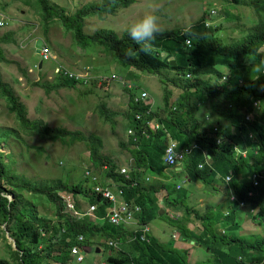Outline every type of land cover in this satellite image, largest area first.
I'll use <instances>...</instances> for the list:
<instances>
[{
    "label": "trees",
    "instance_id": "16d2710c",
    "mask_svg": "<svg viewBox=\"0 0 264 264\" xmlns=\"http://www.w3.org/2000/svg\"><path fill=\"white\" fill-rule=\"evenodd\" d=\"M22 1L28 6L40 9L45 34H48L50 27L57 20H61L64 28L74 33L78 44L86 47L88 43H92L103 47L104 56L114 57L116 63L126 71H138L154 76L161 71L173 72L179 81L173 82L177 89L169 94L165 91L161 109H152L151 104L143 101L136 104L133 101L136 93L132 94L129 110L123 116L125 122L122 132L125 137L120 139L121 148L127 150L133 159L132 163H128L104 155V141L100 135L87 136L78 130L50 129L43 122H31L28 118V108L20 102L14 89L2 78L0 68V96L7 101L8 108L16 115L23 131L27 128L32 135L37 132L42 138L60 140L66 145L85 141L90 152L88 162L91 164L84 169V179L79 183L53 179L42 185L34 184L13 172L12 163L6 161L11 153L6 154L2 150L3 142L8 143L12 136L22 141L21 136L10 130L0 131V231L6 242L4 250L9 252V258L0 259V264H75L71 257V247L80 244V236L86 237L87 250L92 252L94 259L105 257V264H189L187 250L172 245L166 247L152 237L143 241L140 231H131L124 225L115 226L109 223L106 216L111 204L103 195H96L91 174L86 176L92 171L101 174L106 165L109 169L100 177L104 182L111 178L118 184L123 190L120 200L131 210L134 206L139 207L140 213L136 218L140 226L151 224L158 219L172 228L174 234L200 242L205 248H211L214 258L203 264L262 263V233L243 234L242 223L236 218V207L227 217H223L217 210L224 211L223 206L211 208L208 213L192 209L186 194L177 191L178 183L165 181L167 168L162 163V156L164 145L168 142L167 137L180 140L185 146L184 151L185 148L197 144L198 147L186 155L184 172L193 182L204 183L216 192L217 175L226 177L232 172V191L239 202H246L252 209H258L255 216L248 212L247 214L259 229L263 225L264 109L262 116H258L253 124L236 126L235 129L223 125L216 135L211 134L214 130L206 127L207 118L203 116L210 112L211 118L214 119L212 112L215 114L217 111L215 96L224 97V100L233 106H244L249 112L253 111L255 102H264V0H222L225 8L229 3L250 8L253 14L256 13L254 23L246 29L242 27V31H239L243 33L242 36L227 44L215 34L240 29L238 26L226 24L236 23L244 26L241 13L232 14L228 9L222 11L221 22L212 26L208 18L204 17L188 30L141 32L137 30L136 25H131L122 36L114 33L87 35L84 32L87 20L96 17L104 20L121 9L133 6L139 0H103L98 5L83 4L71 15L65 13L64 7L53 4L52 0ZM251 20L252 18L249 23ZM2 22L3 26L8 23L5 20ZM9 43H17L14 32L0 39V65L12 64L5 58L2 48L3 44ZM161 54L164 55L163 58H160ZM169 57L175 58L177 67L168 66ZM58 68V74L62 75L61 82L48 87V93L59 87L72 90L77 89L79 85L87 88L89 85L99 86L111 82L102 74L91 77L87 84L77 81L76 77L65 76V72L77 76L85 74L87 70L97 71L92 66H86L77 73L67 70L64 66ZM190 76L197 83L190 79ZM202 77L205 79L200 80ZM117 80L120 81L118 77ZM123 90L130 92L125 86ZM189 93L191 96L187 95ZM174 96L177 98H172ZM170 98L174 103L178 99L174 106L176 108L172 104L169 106ZM101 112V116L108 120L109 114L105 106L101 108ZM155 118L160 128L154 130L148 123ZM250 133L253 134L252 137ZM220 134L225 137L221 146L217 143ZM131 145L136 147L130 148ZM236 145L251 149L247 159L235 160L233 148ZM258 146L259 152L255 155L253 150ZM37 149L39 152L43 151L42 147ZM209 154L213 163H206L205 169L202 170L200 166ZM122 165L129 167L128 176L121 175ZM256 180L261 181L260 188L254 187ZM78 195L84 196L89 205L97 206L93 213L94 220L99 221L97 224L89 223L90 219L79 220L65 212L63 197L75 198ZM9 196H13L14 200ZM42 202L52 208L55 220L39 214L38 205ZM172 214L174 218L170 216ZM200 223L203 224V230H195ZM136 236L138 239L130 244L135 250L133 257L130 253L107 244L113 241L126 245ZM11 239H14V243L9 242ZM169 239L173 237L170 236ZM98 249L100 252H97Z\"/></svg>",
    "mask_w": 264,
    "mask_h": 264
},
{
    "label": "rangeland",
    "instance_id": "374dc122",
    "mask_svg": "<svg viewBox=\"0 0 264 264\" xmlns=\"http://www.w3.org/2000/svg\"><path fill=\"white\" fill-rule=\"evenodd\" d=\"M102 1L52 0V3L64 7L65 13L71 15L75 14L83 4L98 5ZM223 5L222 0H139L133 6L121 9L118 13L110 15L104 20L97 17L87 20L84 32L87 35L114 33L122 36L131 25H136L137 30L141 32L188 30L204 17L208 18L209 24H218L221 22L222 11L228 9L232 14L241 13L244 26L236 23L226 24L232 27L238 26L240 29L215 34L216 37L223 39L224 44H227L232 39H239L243 34L239 31H242L244 27L245 29L250 27L255 21V16H253V10L250 8L229 3L228 7L225 8ZM40 15V9H37L36 6H28L22 0H0V39L10 32H14L17 40L16 44L2 45L5 58L12 63L0 65L2 78L14 89L20 102L28 108V118L31 122H43L50 129L78 130L87 136L91 134L100 135L104 141L102 148L104 155L111 156L113 159H126L129 153L121 148L120 139L125 137L122 132L125 122L123 116L129 109L130 100L129 93L124 92L123 86L126 83H129L128 86L131 88L134 86L132 92L138 94L139 97L145 91L149 96L152 109L156 110L161 109L164 105L163 95L165 91L169 94L170 91L177 89L173 82L174 80L179 81V78L173 72L167 71H161L156 76L138 71H126L116 63L114 57L104 56L103 47L92 43H88L86 47L78 44L79 42L74 38V33L67 31L61 20H57L50 27L48 34H45ZM1 19L8 23L2 26ZM41 37H47L50 41L48 45H44V48L48 47L51 49L50 52L52 51V56L47 61L40 54H37L35 41ZM41 64L42 67L40 68ZM60 66H64L74 73L83 70L86 66H92L98 71L90 72L92 78L102 74L111 82L99 86L89 85L87 88L79 85L77 89L72 90L59 87L48 93V87L61 82L62 75L58 74V71L60 72L58 67ZM114 75H116V80ZM117 77L120 81L117 80ZM123 80L126 82L121 83ZM90 91L92 93H89ZM172 98H177V96ZM172 98L168 104L169 106L172 104L174 107L178 99H174L176 101L172 103ZM214 101L221 109L228 110L230 108V104L224 100V97L215 96ZM103 106L109 114L108 120L101 116ZM1 130L14 131L21 136L22 141L12 136L8 143L3 142L2 150L6 154L11 153L6 161L12 163L13 172L34 184L42 185L47 180L53 179L79 183L84 179V169L91 165L88 162L90 152L85 141L66 145L60 140L53 141L49 138H42L37 132L32 135L27 128L23 131L16 115L8 108L7 101L0 96ZM37 147H42L43 151L39 152ZM166 175L168 177L172 173L166 172ZM170 182H177L182 186L180 193L186 194L188 204L192 206L194 200L191 196L197 194L196 191L199 187L187 182L185 173L176 176ZM220 185L224 184L220 182ZM210 191L212 190L203 186L205 196ZM79 201L82 205L83 221H86L89 216L87 199L82 197ZM39 204V214L49 219H56L49 205L44 202ZM193 208L200 211L198 206ZM247 219L248 214L246 212L237 213L239 222H246ZM91 222L97 224L99 221L90 219L89 223ZM151 224L153 227L157 226L158 232L161 221L157 219ZM120 225L127 227L123 221L118 226ZM202 226L201 223L197 224L195 230L202 231ZM247 231V233H252V229ZM7 236H9L8 233ZM3 237V233L0 231V259H8L7 254L9 252L4 250L6 242ZM11 240L9 242L13 243ZM164 240L166 243H173L175 246L172 239L167 240L165 237ZM194 243L198 246L191 250L194 257L190 262L192 264L209 262L213 257L212 252L209 251L210 248L203 247L197 241ZM91 258L94 259V256L89 253L85 264H105V257L97 259V261H93Z\"/></svg>",
    "mask_w": 264,
    "mask_h": 264
},
{
    "label": "clouds",
    "instance_id": "9594fccd",
    "mask_svg": "<svg viewBox=\"0 0 264 264\" xmlns=\"http://www.w3.org/2000/svg\"><path fill=\"white\" fill-rule=\"evenodd\" d=\"M253 16L256 17V13L253 14ZM43 49H44V47H40V55L41 56H42L41 52H42ZM51 54H52V51H51ZM170 58H172V57H169V63H170ZM169 63H168V66H169ZM173 68H175V67H173ZM189 78L195 80L191 76ZM202 79L204 80L205 78L204 77L200 78V80H202ZM124 82H126V81L123 80L121 83H124ZM195 82L197 83L196 80H195ZM128 85H129V83H126L124 86H125V88H127V89L130 90V92H127V93H129V98L131 99L132 94H134L132 91L134 90L135 87L133 86L131 88V86L129 87ZM144 93H146V92L143 91V93L141 94V97H139L137 94H135V96L137 97L136 98V102H135L136 104L140 103V101H143L146 104H151V102L149 101V96L147 98L148 101L142 100V96H143ZM187 95L191 96L190 93L187 94ZM263 105H264V102H261V101L255 102L253 104V111L252 112H249L244 106L243 107H240V106H233L232 104H230V108L228 110H224V109H221L220 107H218L216 105L217 106L216 107L217 108L216 109L217 110L216 113L214 114L212 112V115L214 116V119L211 118V113L210 112L209 113L207 112V113L204 114L203 117L207 118V121H205V125L209 129L214 130V132H212L211 134L216 135L217 133H219L220 128L223 125L224 126H232V128L235 129L236 126L253 124L256 121V118L258 116H262L261 112L264 109V106ZM129 106H130V101H129ZM174 108H176V107H174ZM138 118H140V117H138ZM148 125L150 126V128H152L154 130L160 128V124H159V122H157L156 118L154 120L150 121L148 123ZM250 136L252 137L253 134L250 133ZM167 139H168V142L164 145L163 156H162V163L167 168L166 169L167 172L172 173V175H169L167 177V180H165V181L170 182L176 176L185 173L186 174V181L187 182H190V183H192L194 185H197V186L199 185L198 187H200V185H203V186L209 188L204 183H196V182H193L189 178V176L187 175V173L184 172V167H185L184 160L186 158V155H189L191 152H193V150L198 147L197 144H195V145H193V146H191L189 148H185V151H184V147L185 146H184V144L180 140L176 139L175 137L174 138L167 137ZM224 141H225V137L222 134H220L218 136V140H217L218 145L221 146L224 143ZM178 144H181L182 145L181 149L178 148V146H177ZM129 147L130 148H134L136 146L135 145H131ZM259 148L260 147L258 146L256 149L253 150V152H254L255 155L258 154ZM250 153H251V149L249 147H241L239 145H236L233 148L234 158L237 161L240 160V159H247ZM170 156H172V158L174 160L173 163H170V160H169ZM130 158H131V156L127 155V158L124 159V160L127 161L128 163H132L133 162V159L132 158L130 159ZM206 163L208 165L213 163V160H212L210 154L207 155V160H205L204 164L200 166V168L202 170L205 169V164ZM122 166L120 168L121 175L128 176L129 175V167L126 166V165H124L123 167ZM108 169L109 168L106 165V166L103 167L101 174H99V173H97L95 171L90 172V174L92 175L91 176V180H92V185H93L94 191H95V187L96 186L101 187L103 190L106 189V188H108L114 194V196L116 198V203L114 204L112 201H110L109 199L105 198V196L103 195V191L102 192H99V193H97L95 191L96 192V195H103V197L106 200H108L110 202V204H111V207L108 208V210H107V216H106L108 218V220H109V223L112 224L110 222V217H109L110 210L113 209L115 206L117 208H120L122 206H126L127 209H128V211L126 213H123L122 214V221L127 225V227H128L129 230H130V227H133V229L131 231H133V230L134 231H140L139 234L142 235L141 236V239L143 241L148 240L152 236L151 224H143L141 226L139 225V223L137 221V218H136V215L140 213L139 207L134 206L133 210H131L129 208V206H127L123 202V200H120V198L123 196V190L118 186V184L113 179H111V178H109L106 182H104L102 180V178L100 177ZM122 170H126V173L123 174L122 173ZM93 177L97 178V181H94L93 180ZM255 178H257V177H255ZM151 181H153V178H151ZM232 181H233V174H232V172H229L228 176H226V177L222 176V174H218L217 177H216V180H215V186H216V188H218V191L216 192V191H214V189H211V188H209V189L212 190L210 192H213V194L214 193H217L220 196L217 197V198H214L213 201L212 200H209V202L207 204H205V199H203V201H200V199H201L200 197H202L203 195L198 194V193L197 194H193L191 197L194 200V204L191 207L198 206V207H200V211L202 213H208V212H210L211 208L223 206V207H225V210L224 211L223 210H220V209H217L218 211H220V214L223 217H227L229 215V212L231 210H234V207H236L235 214H237L239 212H246V213L248 212L252 216H255L256 213L258 212V209H252L246 202H239L238 201V198H237L236 194H234V192L232 191ZM220 182H222L224 185L221 186L220 185ZM260 185H261V181L260 180L254 181V187H259L260 188ZM176 189H177V191H181L182 190V186L179 185V184H177ZM82 197H84V196L78 195L75 198L74 197H70V196H64L63 197V203H64L65 208H66L65 209V212L67 214L71 215L72 217L77 218L79 220H84V215L82 213V205H81V202L79 201V199H81ZM185 197L187 198V196H185ZM9 198L11 200H14V197L13 196H9ZM68 199L72 200V202L75 203V205L77 207L78 214L68 212V209H67V200ZM87 207H88L87 208V212L88 213H89L91 207H95V210L97 209V206H92V205H89L88 203H87ZM250 208H251V211H249ZM204 209H206V212L203 211ZM95 210L93 212H91V214L88 216V219H95L93 217V213L95 212ZM129 214H131L133 216V220L132 221H128V219H127ZM170 216H172L174 218L173 214L170 215ZM236 218H237V215H236ZM241 223H242L243 230H244V233L243 234H246V235H250V234L256 235V234L262 233V236H264V221H263V225L260 227V229L254 224V220L250 219L249 215H248V219L246 220V222H241ZM112 225H114V224H112ZM118 225H115V226H118ZM168 228H170V227H168ZM170 229H172V228H170ZM248 229H250V230L252 229V233H247L248 232L247 231ZM172 234H173L172 241H174V242H175V240L180 239L181 241H185V243L191 245V248H195V246H198L196 243H194V240H192V239H184V237H182V236L180 237V236L174 234L173 231H172ZM198 234H201V233H198ZM81 237H84V236H80L78 238V241H79L80 244H77L74 247H71V257H72V249H74L75 247H80L83 250L82 256L85 259V262L83 264H85L86 261H87L88 254L89 253H92V252L91 251H89V252L86 251L87 248H88V246H86L87 239H86V237H84L85 238V241L84 242H80V238ZM137 239H138L137 236L134 239L133 238L130 239L126 245L120 244L118 242H113V241L108 242L107 244L109 246H110V243L117 244V247H114L113 246L115 249H117V250H123L126 253H130L131 256L133 257V252H135V250L132 248V246L130 244L133 242V240H137ZM11 241H13V243H14V239L11 240ZM188 242H192L194 244H190ZM162 245H165L166 247H169L170 245H172L173 247H175L173 243H168V242L167 243H164ZM14 247H15V245H14ZM126 248H128V250H126ZM209 251H211V248L209 249ZM212 258H214V257H212ZM72 259L75 260V264H79L74 257H72ZM188 263L189 264H192L191 262H189V260H188ZM260 264H264V261L262 263H260Z\"/></svg>",
    "mask_w": 264,
    "mask_h": 264
},
{
    "label": "built area",
    "instance_id": "2783aa9c",
    "mask_svg": "<svg viewBox=\"0 0 264 264\" xmlns=\"http://www.w3.org/2000/svg\"><path fill=\"white\" fill-rule=\"evenodd\" d=\"M1 25L3 26L4 23L2 22ZM41 54L44 57L45 61H47V59H49L52 56V54H51L50 50L48 49V47L44 48L42 50ZM67 75L70 78H75L76 77L77 81H84L85 84H87L88 80L91 78V74H90L89 70H87V72L85 74H79L77 76L75 74H71V73L65 72V76H67ZM147 98H148V94L144 93L143 96H142V100L148 101ZM169 160H170V163L174 162L172 156H170ZM122 173L125 174L126 170H122ZM87 175H90V173H87L86 176ZM93 180L97 181V178L93 177ZM95 191L97 193L103 191V195L105 196V198L109 199L114 204L116 203V198H115L114 194L108 188L103 190L101 187L96 186L95 187ZM67 209H68V212H70V213L78 214L77 207H76L75 203L72 202V200H70V199L67 200ZM94 210H95V207H91L90 211H89V215ZM127 211H128V209H127L126 206H122L120 208H117L115 206L109 212L110 222L112 224H114V225L120 224V222L122 221V214L126 213ZM127 219H128V221H132L133 220V216L131 214H129ZM84 241H85V238L81 237L80 238V242H84ZM110 246L117 247V244L110 243ZM82 252H83V250L80 247H75L74 249H72V257H74L79 264H83L85 262V259L82 256Z\"/></svg>",
    "mask_w": 264,
    "mask_h": 264
},
{
    "label": "crops",
    "instance_id": "0c3cea01",
    "mask_svg": "<svg viewBox=\"0 0 264 264\" xmlns=\"http://www.w3.org/2000/svg\"><path fill=\"white\" fill-rule=\"evenodd\" d=\"M48 42L50 43V41H49V39L47 37L46 38L45 37L44 38L41 37V38L36 39L35 44L36 43L37 44L40 43V47H41L42 45H45V44L48 45ZM136 98L137 97L134 96V100H133L134 102H136ZM129 100L131 102L132 99L129 98ZM196 192L198 194L203 195L202 197H200L201 198L200 201H203V199H205V204H207L209 202V200L213 201L214 198H217V197L220 196L217 193L213 194V192H209V194L207 196H205L203 194V185H200V187L198 188V190ZM163 210L166 211V209H163ZM155 220H157V219H155ZM159 226H160V229H159L158 232L156 230L157 226L156 227L151 226V228H152V236L151 237L154 238L155 240H158L160 242V244H164V243H166V240H164L165 237L168 240L170 238V236H173V234H172V230L173 229L168 228V226L165 223H163V222H161V224ZM132 229H133V227H130V230H132ZM175 247L179 248V249L187 250L189 252V257H188L189 262L194 257V254L191 252V250L195 249V248H191V245L185 243V241H181L180 239L175 240ZM126 250H128V248H126ZM91 259L93 261L94 260L97 261L96 259H93V258H91Z\"/></svg>",
    "mask_w": 264,
    "mask_h": 264
},
{
    "label": "water",
    "instance_id": "95a60500",
    "mask_svg": "<svg viewBox=\"0 0 264 264\" xmlns=\"http://www.w3.org/2000/svg\"><path fill=\"white\" fill-rule=\"evenodd\" d=\"M36 49H37V54H40V43H38L37 45H36ZM163 54H161V56H160V58H163ZM169 66L170 67H176L177 66V64H176V62H175V58H170V63H169ZM42 67V65H40V68ZM178 146V148L179 149H181V147H182V145L181 144H178L177 145ZM188 243H190V244H194V243H192V242H188ZM15 247H16V245H15ZM87 252H89V250H86ZM98 252H99V250H97Z\"/></svg>",
    "mask_w": 264,
    "mask_h": 264
},
{
    "label": "bare ground",
    "instance_id": "6f19581e",
    "mask_svg": "<svg viewBox=\"0 0 264 264\" xmlns=\"http://www.w3.org/2000/svg\"><path fill=\"white\" fill-rule=\"evenodd\" d=\"M2 20V19H1ZM178 212H180V211H178ZM179 214V213H178ZM170 221H172V220H170Z\"/></svg>",
    "mask_w": 264,
    "mask_h": 264
}]
</instances>
